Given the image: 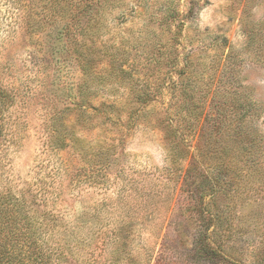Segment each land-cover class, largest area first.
Segmentation results:
<instances>
[{"label":"rangeland","instance_id":"1","mask_svg":"<svg viewBox=\"0 0 264 264\" xmlns=\"http://www.w3.org/2000/svg\"><path fill=\"white\" fill-rule=\"evenodd\" d=\"M66 1L86 9L80 24L96 13L86 29L28 39L0 0V84L19 90L0 194L32 203L47 264H264V186L225 209L209 182L227 151L203 140L214 90L234 82L264 102V0ZM19 247L15 264H32Z\"/></svg>","mask_w":264,"mask_h":264},{"label":"trees","instance_id":"2","mask_svg":"<svg viewBox=\"0 0 264 264\" xmlns=\"http://www.w3.org/2000/svg\"><path fill=\"white\" fill-rule=\"evenodd\" d=\"M3 3L5 8H8L6 10L7 17L12 19L10 21L12 28L22 30L28 39L39 34V30L44 27L57 30L58 36H61L60 33L66 34L72 28L80 32L86 29L85 27L96 16V13L91 14L85 24H80V17L86 9L84 7L79 9V2H72L73 4L70 5L66 0H4ZM68 11L70 17L66 19L65 15ZM59 26L60 28H58ZM90 34L92 37L93 33ZM87 41L89 47L85 48V59L90 61L95 56L97 57V54L90 48L94 44L92 38L87 36ZM3 45L1 50L4 49ZM6 54L0 58V71L5 68L9 71L12 69L9 65L10 58ZM219 89L214 90L211 96V100L215 102L213 114L207 119L211 132L209 131V136L207 129V136L203 140L208 147L209 139L212 136L211 148L217 144L218 151L220 149L227 151L226 160L224 162L217 161L215 164V167L218 168L215 179L211 180L212 183L208 182L212 186V197L216 198L219 193H222L226 200L225 209L229 208L230 211L236 199L240 197L242 200L248 199L246 195H250L255 186H264V102H256L241 84L236 86L234 82H231L228 86L221 88L222 91ZM18 91L17 88L11 89L0 84V135L5 128L4 124L11 120L9 109L18 101ZM84 96L88 98L86 94ZM31 98L21 97L24 102L28 103ZM220 99L223 100L222 103ZM80 102L87 103V100L81 98ZM102 113L105 115L104 112ZM134 113L135 111L132 110L125 112L126 123L131 121ZM103 117L105 121L111 120L108 116ZM120 117L121 114L113 115V119L116 121H119ZM54 131L56 132V130ZM236 149L240 150V153H229ZM197 150H202L201 145ZM223 206L213 204V213L219 212ZM218 207L220 209L217 211ZM32 208L30 201L19 198L10 191L0 194V264L17 263L16 258L21 253L20 245L28 253L27 258L32 257V264H47L49 262L46 251L42 250L43 248L37 244L38 238H35L37 236L36 224H33L36 222L33 215L35 210ZM200 213L202 215L213 214L205 207H200ZM209 219L213 223L211 224L213 231L220 229L221 224L214 223L215 220L218 221L217 216H209ZM205 237H202L201 248L205 247L202 245ZM210 243L209 241L207 244L210 246ZM15 249L19 251L16 252ZM211 249L213 255L218 258L225 257L219 247Z\"/></svg>","mask_w":264,"mask_h":264}]
</instances>
